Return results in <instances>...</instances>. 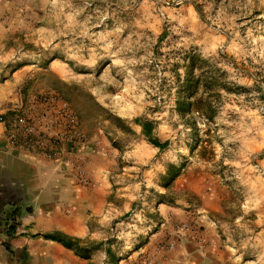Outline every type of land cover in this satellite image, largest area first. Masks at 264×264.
Returning a JSON list of instances; mask_svg holds the SVG:
<instances>
[{"label": "rangeland", "instance_id": "rangeland-1", "mask_svg": "<svg viewBox=\"0 0 264 264\" xmlns=\"http://www.w3.org/2000/svg\"><path fill=\"white\" fill-rule=\"evenodd\" d=\"M0 4L4 33L15 26L1 45V51L14 56L0 69L8 62L46 65L47 59L61 56L65 32L90 35L96 26L93 38L98 41L85 38L80 44L84 58H96L91 69H83L78 104L88 114L97 109L102 117L98 127L114 163L110 175L118 215L111 228L119 233L118 239L110 237L114 257L138 249L141 237L161 226L153 222V213L149 221L142 211L145 203L160 200L183 208L211 183L225 190L229 218L242 212L247 225L264 219V0ZM63 20L66 29L59 27ZM104 38L106 43L100 41ZM107 58L114 63L103 67ZM187 77L198 85L189 112L180 115L176 101L186 98L181 87ZM33 81L23 83V98L39 91ZM104 84L114 93L108 101L112 109L96 105L95 95L88 93V86L93 90ZM111 104L131 117H120ZM140 117L154 121L152 134L167 142L164 149L152 146L134 124ZM88 128L94 133L96 126ZM231 221L230 226L245 232Z\"/></svg>", "mask_w": 264, "mask_h": 264}, {"label": "crops", "instance_id": "crops-1", "mask_svg": "<svg viewBox=\"0 0 264 264\" xmlns=\"http://www.w3.org/2000/svg\"><path fill=\"white\" fill-rule=\"evenodd\" d=\"M4 9L0 4V13ZM65 20L59 22V27L67 28ZM95 27L90 28V35L71 36L65 32L60 38V45H64L61 56L47 59L46 65L11 66L8 62L0 69V113L10 114L21 108L37 110L38 97L57 90L78 116L87 140L68 156L72 165L10 149L0 125V264H264V219L247 225L242 212L229 218L225 190L217 183L197 192L198 200L187 201L183 208L160 200L145 203L142 211L148 216L153 213V222L161 226L141 237L138 249L113 256L110 231L118 215L115 182L110 175L114 163L98 127L102 117L97 109L90 108L88 114L78 104L83 69H91L90 61L96 58H84L80 44L85 38L98 41L93 38ZM3 30L0 23V64L11 62L14 56L1 51V45L4 35L8 38L15 33V26L5 33ZM109 63L113 65L114 61L107 58L103 67ZM28 79L34 80L39 91L23 98L20 89ZM105 87L92 90L88 86V93L95 95L96 105L111 108L108 101L114 93L109 94ZM111 105L120 117H131ZM88 125L96 126L94 133ZM73 166L85 171L86 183L78 182ZM231 219L247 231L240 230V241L228 234ZM12 222L15 231L10 237L7 230ZM55 232L71 238L78 249L44 238ZM146 257L151 261L146 262Z\"/></svg>", "mask_w": 264, "mask_h": 264}, {"label": "built area", "instance_id": "built-area-1", "mask_svg": "<svg viewBox=\"0 0 264 264\" xmlns=\"http://www.w3.org/2000/svg\"><path fill=\"white\" fill-rule=\"evenodd\" d=\"M37 100L40 101L37 110L21 108L10 114L0 113V125L4 129L7 145L14 151L73 165L68 156L87 141L78 116L57 94L41 95ZM73 168L78 182L86 183L85 171L80 166ZM240 230L237 226L227 228L228 234L232 238L236 236L237 241L243 239ZM110 233L111 237L118 239L119 233L115 228ZM145 261L151 260L146 257Z\"/></svg>", "mask_w": 264, "mask_h": 264}, {"label": "trees", "instance_id": "trees-1", "mask_svg": "<svg viewBox=\"0 0 264 264\" xmlns=\"http://www.w3.org/2000/svg\"><path fill=\"white\" fill-rule=\"evenodd\" d=\"M198 82L197 81H192L187 77V79L184 82V85H182L181 89L186 93V98L188 101L180 100V97H178L176 101V111L180 114L183 115L187 112H189L188 107L191 106V97L195 94L196 89H197ZM182 92H179V94ZM212 111V110H211ZM134 124L138 125L141 127L142 134L146 137L148 142L154 146L155 148L158 149H164L167 146V142L161 143L157 137H155L152 132L154 129V121L148 120L146 118H136L133 120ZM175 175L171 178L174 179ZM15 231V223H12L9 225L7 233L11 237L14 234ZM45 239H50L53 241H56L60 244H62L64 247H67L69 249H74L77 250L78 246L75 241H73L71 238H68L61 233L55 232L52 234H46L44 235Z\"/></svg>", "mask_w": 264, "mask_h": 264}]
</instances>
